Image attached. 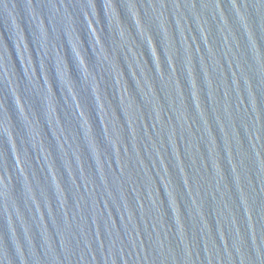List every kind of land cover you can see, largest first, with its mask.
<instances>
[{
	"label": "water",
	"instance_id": "obj_1",
	"mask_svg": "<svg viewBox=\"0 0 264 264\" xmlns=\"http://www.w3.org/2000/svg\"><path fill=\"white\" fill-rule=\"evenodd\" d=\"M0 264H264V0H0Z\"/></svg>",
	"mask_w": 264,
	"mask_h": 264
}]
</instances>
